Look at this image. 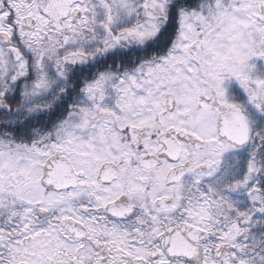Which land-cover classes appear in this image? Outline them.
I'll return each instance as SVG.
<instances>
[{"label": "snow or ice", "instance_id": "snow-or-ice-1", "mask_svg": "<svg viewBox=\"0 0 264 264\" xmlns=\"http://www.w3.org/2000/svg\"><path fill=\"white\" fill-rule=\"evenodd\" d=\"M0 264H264V0H0Z\"/></svg>", "mask_w": 264, "mask_h": 264}]
</instances>
